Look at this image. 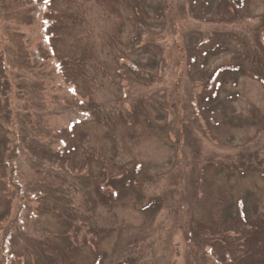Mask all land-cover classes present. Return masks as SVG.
<instances>
[{"label":"rangeland","instance_id":"obj_1","mask_svg":"<svg viewBox=\"0 0 264 264\" xmlns=\"http://www.w3.org/2000/svg\"><path fill=\"white\" fill-rule=\"evenodd\" d=\"M239 2L0 0V264H264V0Z\"/></svg>","mask_w":264,"mask_h":264},{"label":"trees","instance_id":"obj_2","mask_svg":"<svg viewBox=\"0 0 264 264\" xmlns=\"http://www.w3.org/2000/svg\"><path fill=\"white\" fill-rule=\"evenodd\" d=\"M240 0H238V2L236 1V0H232V2H234L238 7H241L240 9H242V5L240 4L241 2H239ZM262 64H264V61H263V63ZM261 64V66H262V68H261V75H262V79H263V83H264V65H262ZM233 68V66H231V65H228L227 66V69H225V70H222V72H224V73H230V72H232L231 71V69ZM256 78H258L257 76H256ZM259 79V78H258ZM211 80H212V78H211ZM211 83H212V81H211ZM212 84H207L206 85V91H208V94H209V96H206V97H204V98H206L207 100H209L210 101V99H212V100H214V99H216V94H217V92H218V88L219 87H217V89H211L212 88ZM229 100H231V99H229ZM228 99H225V101H229ZM217 101V100H216ZM15 149H16V147H14L13 148V152H15ZM14 155H17L16 153H13ZM7 160H10V161H12L13 160V156L11 155V153H9L8 154V157H7ZM14 169V168H13ZM14 172V171H13ZM17 185H19L18 184V182H15Z\"/></svg>","mask_w":264,"mask_h":264}]
</instances>
